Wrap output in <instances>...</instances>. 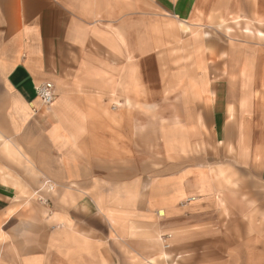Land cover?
Returning <instances> with one entry per match:
<instances>
[{"label": "crops", "instance_id": "0c3cea01", "mask_svg": "<svg viewBox=\"0 0 264 264\" xmlns=\"http://www.w3.org/2000/svg\"><path fill=\"white\" fill-rule=\"evenodd\" d=\"M258 183L264 0H0V264H264Z\"/></svg>", "mask_w": 264, "mask_h": 264}, {"label": "built area", "instance_id": "2783aa9c", "mask_svg": "<svg viewBox=\"0 0 264 264\" xmlns=\"http://www.w3.org/2000/svg\"><path fill=\"white\" fill-rule=\"evenodd\" d=\"M36 93L41 99L42 103L45 106L51 105L54 100V88L53 84L49 81H46L36 87Z\"/></svg>", "mask_w": 264, "mask_h": 264}, {"label": "rangeland", "instance_id": "374dc122", "mask_svg": "<svg viewBox=\"0 0 264 264\" xmlns=\"http://www.w3.org/2000/svg\"><path fill=\"white\" fill-rule=\"evenodd\" d=\"M220 174H222L223 176L225 175V171H222ZM257 186L256 187H254L255 188V192H260V193H262V194H264V184H260V183H258V184H256ZM247 189H248V187H244L243 188V190H244V192H246L247 191ZM242 189H240V191H241ZM33 195V194H32ZM35 195V197L37 196L36 194H34ZM256 209V208H255ZM263 211H264V209H263Z\"/></svg>", "mask_w": 264, "mask_h": 264}]
</instances>
